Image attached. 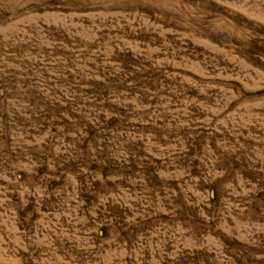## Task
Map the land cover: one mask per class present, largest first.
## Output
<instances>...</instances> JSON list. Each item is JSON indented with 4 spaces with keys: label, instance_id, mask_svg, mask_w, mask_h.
Returning <instances> with one entry per match:
<instances>
[{
    "label": "rangeland",
    "instance_id": "374dc122",
    "mask_svg": "<svg viewBox=\"0 0 264 264\" xmlns=\"http://www.w3.org/2000/svg\"><path fill=\"white\" fill-rule=\"evenodd\" d=\"M0 264H264V0H0Z\"/></svg>",
    "mask_w": 264,
    "mask_h": 264
}]
</instances>
